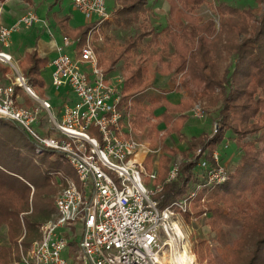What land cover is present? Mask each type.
<instances>
[{"label":"built area","instance_id":"2783aa9c","mask_svg":"<svg viewBox=\"0 0 264 264\" xmlns=\"http://www.w3.org/2000/svg\"><path fill=\"white\" fill-rule=\"evenodd\" d=\"M71 3L92 26L74 58L61 52L49 63L52 86L65 89L72 98L63 103L59 117L51 113L48 100H41L50 116L46 130L39 126V109L19 104L16 86L33 98L38 96L17 72L13 57L0 50V63L13 66L17 73L14 79L6 75L8 82H0V118L16 124L37 153L50 149L67 158L79 183L65 177L64 187L54 198L53 214L40 223L39 238L16 264H167L164 246L180 237L175 213L187 210L197 190L159 208L153 197L161 192L163 183L145 163L160 149L151 150L141 140L130 111L132 98L124 99L125 76L104 71L91 43L99 25L112 13L107 11L106 0ZM38 23V16L28 12L11 26L0 25V44L7 47L10 36L21 26ZM42 24L53 36L46 23ZM62 41L64 47L76 43L66 35ZM191 114L202 118L203 106L194 105ZM49 129L52 131L46 134ZM94 131L101 142L89 133ZM212 158L218 162L216 151ZM201 166L206 167L205 184L197 189L228 179L222 167L210 168L205 162ZM178 173L177 165L172 166L165 182L175 180ZM77 231L79 243L74 240Z\"/></svg>","mask_w":264,"mask_h":264},{"label":"trees","instance_id":"16d2710c","mask_svg":"<svg viewBox=\"0 0 264 264\" xmlns=\"http://www.w3.org/2000/svg\"><path fill=\"white\" fill-rule=\"evenodd\" d=\"M126 1L130 5L121 14L147 11V0ZM165 1L169 4L168 24L156 31L149 28L148 18L144 17L140 23L141 30L126 38L122 47L121 56L127 57V61L138 57L134 66L127 64L129 76L123 85L124 99L132 98L130 111L136 125L147 126L150 123L147 116L156 118L163 123V131L174 132L179 135V139L186 140L187 150L200 144L208 149V154L224 139L226 132L231 131L236 136L241 155L239 164L224 183L201 189L195 186L205 184L204 173L200 175L197 171V160H188L179 169L177 180L165 182L166 174L159 176L163 188L153 198L162 209L196 189L193 203L199 206L202 198L210 200L208 210L214 229L220 230L223 225L233 223L241 226V234L228 253L230 264H264V164L259 160V151L253 141L244 140L247 135L255 138L259 131L264 140V0H255L257 6L242 9L225 2L212 5L214 15L218 17V28L214 19L204 20L197 13L199 7L208 0ZM91 26L85 24L73 34L77 39V51L85 42ZM146 36H150V39L143 43ZM231 36L242 38L233 45L232 66L218 75L213 69L214 59L220 58ZM151 48H160L159 54L155 55L158 60L168 54L169 60L162 68L171 75L177 89L185 92V97L175 103L162 94L152 97L148 105L143 106L138 102L133 104V98L146 88L147 70L141 60L145 56L149 58ZM116 61L115 56L111 59L105 56L101 58L106 72L112 70ZM47 63V58L40 56L34 49L25 52L18 60L22 76L32 87L37 84L43 87L40 71ZM8 72V67L0 63V81L5 79ZM190 86L200 88L199 96L208 100L212 120L220 126L219 132L212 138L206 139L203 133L187 136L183 132L185 124L192 120L186 114L195 98ZM18 90L20 87L16 86V94ZM162 159L163 164L168 162L167 157ZM19 184L24 190L20 191ZM7 191L17 198L14 204L10 201L4 204L2 196ZM30 193L29 184L23 181L19 183L17 178L13 180L0 169V215L7 213L5 218H13L18 223V213L33 214L35 221L31 229L32 238L35 239L39 238L38 223L51 217L54 203L47 196L37 195L35 188L30 209ZM14 231L10 233L11 238L19 235L17 229ZM26 235L27 232L23 239Z\"/></svg>","mask_w":264,"mask_h":264},{"label":"rangeland","instance_id":"374dc122","mask_svg":"<svg viewBox=\"0 0 264 264\" xmlns=\"http://www.w3.org/2000/svg\"><path fill=\"white\" fill-rule=\"evenodd\" d=\"M27 1L28 0H25V2ZM41 1L43 3H48L44 4L43 10L40 12L35 11V14L38 16L41 23L33 24L29 27L21 26L17 32L12 33L10 36L9 40H11V46L5 48L2 44H0V50L4 49L8 51H15L19 54L22 53L24 49L35 45L34 40H36V36L40 37L42 40H49L47 32L42 30V28H44L42 26V22H46L48 24L50 31L53 33V38L56 39L57 43L62 47L63 44L60 28L56 25L57 20L52 18L54 13L56 15H70L68 26H64V30L77 43V39L73 34H75L77 29L85 25L86 20L84 15L73 10V8L69 5V0ZM119 1L120 6L117 7L113 6L114 0H106L107 11H116L113 12L109 20H106L99 25L98 30L91 38V43L97 53L100 65L104 71V62H101V58L105 56L107 59H111L112 56H115L117 57V61L112 66V70L119 72L123 74L125 78H128V65L134 66L138 57L134 56L127 61V57L121 56L125 39L141 30L140 23L144 17L149 19L152 18V21L154 22L162 19V16L159 14L150 15L148 9L145 13L131 12L121 14L122 11H124V8L130 5V2L126 0ZM161 1L164 2V7L168 8L169 4L165 0H160V2ZM220 2H225L226 4L239 9L257 6L255 0H208L205 4L199 7L197 13L204 20L210 18L214 19L216 28H218V17L214 15L212 5L215 6ZM262 7H264V5H262ZM26 11L27 8L23 11V13ZM19 16L20 15H16L14 18L15 22L21 17ZM124 20H128V22H125ZM148 22L151 26V20H148ZM155 28L159 31L162 27L158 26ZM241 38L242 36L239 38L231 36L230 41L226 44V49H223L220 58L214 59L213 69L218 75L222 74L225 69L232 66L234 62V52L232 51V48L233 45L237 44ZM149 39L150 36L144 37L143 43H146ZM76 43L70 47H63V52L71 58H74L78 52L76 50ZM171 51L172 50L170 49L169 52ZM224 51H230V53H226ZM159 52L160 48H151L148 52L149 58L148 56H145V58L141 60L147 70L145 79L146 86L150 85L151 82L154 81V78L168 75L166 70L162 68L163 64H166V61L169 60L168 54L162 56L161 59L158 60L155 58V55L159 54ZM12 63L17 72L22 74L15 57H13ZM5 66L9 69L7 75H10L11 79H14L17 73L15 72L13 66L8 64ZM110 73L114 72L110 71ZM41 78L43 80V87L38 84L32 87L33 91L38 96L37 99L31 97L22 87L18 90L17 95L19 104L39 109V126L42 127L41 129L46 130L49 128L50 122L48 119L50 116L42 107L41 100H48L52 106L51 113L59 117L62 104L68 97V93L65 89L56 90L52 86L51 79L48 74H44L43 76L41 75ZM8 80L9 79L5 77V79L0 82L6 83ZM190 88L193 93H195V98L191 108L186 111V114L192 120L185 124L183 132L187 136H198L203 133L206 135V139L212 138L219 132L220 126L217 122L212 120L213 115L209 113L207 104L208 100L199 96L200 88L193 86H190ZM168 91L169 90L165 88V85H155V89H149L146 91L145 96L143 97V103H146L149 97L161 95L165 92L167 93ZM178 92L182 98L185 97L183 89L178 90ZM196 104H201L204 108V116L202 118H195L191 114V110ZM211 109L212 108H210V110ZM149 120L150 123L147 126H136V129L140 133L139 136L141 140H145L151 150L160 149L157 154L151 153L145 163V165L150 169L153 168L157 175L158 173L161 175H167L172 166L177 165L178 169H180L184 162H187L188 160H197V171H199L200 175L204 173L203 175L206 177V170L204 169L206 167L203 168L201 166V163L205 162L207 167L210 168L222 167L229 177V174L233 173L236 166L239 164L241 150L236 144V136L231 131H227L224 139L215 149L212 150L211 153L208 154V149H204V147L200 144L195 145L191 148V150H187L186 140L179 139V135L174 132L168 133L163 131V125L161 123L158 124V122H160L159 120H157V122H154L152 119ZM51 131L52 130L49 129L46 134H50ZM89 133H92L93 136L101 142L98 133L95 131ZM256 138L259 140L256 141ZM244 140L253 141L254 146L259 151V160L264 164V140L261 135V131L257 133L255 138L254 136L247 135ZM169 149L173 151L170 152ZM215 151L218 155V162L212 158V153ZM163 157L168 158V162L166 164H163ZM156 160H159V166L158 163H154ZM0 169L5 171L10 178L13 177V180L17 178L19 179V183H22L23 181L24 183L30 185L31 193L28 197L30 209L32 208V195L35 188H37V195L41 194L43 196H47L48 199L50 198L54 203L55 196L58 194L60 189L64 187L65 177L70 178L79 184L74 168L69 163L67 158L50 149H45L43 152L37 153L35 151L34 144L16 124L1 118ZM177 178L175 180H177ZM143 182L145 185H148L147 179H144ZM197 186L198 184L195 187ZM18 188L20 191L24 190L21 184L18 185ZM196 189H193L190 192L195 191ZM2 197L4 198V204H8V201H10L11 204H14L17 200V198L13 197L12 193L9 191L4 192ZM193 199L188 203L187 210L185 212L175 213L174 220L179 226L180 237L169 241V243L164 246L165 261L167 264H178V259L182 256L184 257V252L187 250L188 253L193 255V264H230L228 253L230 248L234 245V241L237 240L241 234L242 229L240 224L233 223L229 226L223 225L220 230L214 229L211 224L212 217L208 210V203H210V200H207V198L204 197L200 200L199 206H195ZM197 211L202 212L197 214ZM5 214L0 215V264H16L20 261L21 256L28 251L32 242L37 239L32 238L33 234L31 229L35 221V216L30 213H18L17 223V221L13 220V218H5ZM42 222L43 221L39 222L38 226ZM15 229L18 230L19 235L15 238H11L10 233H14ZM26 232L27 235L25 239H23ZM74 240L76 243L80 242V234L78 231L77 237Z\"/></svg>","mask_w":264,"mask_h":264},{"label":"crops","instance_id":"0c3cea01","mask_svg":"<svg viewBox=\"0 0 264 264\" xmlns=\"http://www.w3.org/2000/svg\"><path fill=\"white\" fill-rule=\"evenodd\" d=\"M119 2H120L119 0H114L113 6L119 7L120 6ZM44 4H48V3H43L41 0H28L27 2H25V0H5L3 2H0V25L11 26L15 22L14 18L16 17V15L22 16L28 12H32V13H35V11L40 12L41 10H43ZM69 5L73 8V10L79 12L78 10H76L74 8L73 4H71V0H69ZM145 7L148 9L150 15L159 14L160 16H162V19L154 21V22L152 21V18L151 19L148 18V20H151V26L149 25V28L156 30L155 27L161 26L163 28L164 26H166L168 24V22H169V16H168L169 5H168V8H166V7H164V2H162V1L160 2V0H147V4ZM26 8H27V11L25 13H23V11H25ZM115 11L112 10L111 13L113 14V12H115ZM79 13H81V12H79ZM52 18L57 20L56 25L59 26V28H60V34L62 36H64V35L69 36L65 32L64 26L65 27L68 26V23L70 20V15L69 14H58V15H56L54 13L52 15ZM85 24H87V22H85ZM46 25L48 26L47 23H46ZM42 26L44 27V28H42V30L47 32V34H48L47 37L49 38V40H42L40 37L36 36V40H34L35 45L24 49V51L22 53H19V54H17L15 51H8V50H4V49H2V50L9 53L12 57H15L17 59V62L19 59L22 58V56L25 52L30 51L32 49L36 50L40 56L45 57L48 60V63L46 64V66L41 69L40 74L42 76L44 74H48V76L50 77L51 68H50L49 63L55 56H57L59 53L63 52L64 45H62V47H61L57 43L56 39H54L53 36L50 35V33L48 32L46 27L44 25H42ZM48 28L50 29L49 26H48ZM62 44H63V41H62ZM9 46H11V40H9L8 45L5 48H8ZM111 72L119 73V72H116L113 70H111ZM126 79H127V77H126ZM153 80L154 81H152L150 85L146 86V88L143 92H141L140 94H138L137 96H135L133 98V104L138 102L139 104H141L143 106L148 105L149 100L152 97H149L148 101L146 103H143V97L145 96L146 91H148L149 89H155V85H158V84L165 85V88H167L169 90L167 93L166 92L163 93V95H165L170 101L175 103L182 98L179 95L176 83H174L171 80V76L169 74L166 76H161V77L159 76V78H154ZM153 97H155V96H153ZM71 98H72V96L70 94H68V97L64 100V102H66L67 100H69ZM147 119L148 120L152 119L154 122H157V120H158V119L150 117V116H147ZM134 123H135V127H136L137 125H136L135 119H134ZM160 123L163 125L162 122H158V124H160ZM156 127H157V125H156ZM163 128H164V125H163ZM159 160H156L154 163L157 164L159 162ZM158 166H159V163H158ZM150 170L155 171L153 168H151ZM159 176H161L160 173H158V179H159Z\"/></svg>","mask_w":264,"mask_h":264},{"label":"bare ground","instance_id":"6f19581e","mask_svg":"<svg viewBox=\"0 0 264 264\" xmlns=\"http://www.w3.org/2000/svg\"><path fill=\"white\" fill-rule=\"evenodd\" d=\"M179 232H180V229H179ZM193 261H194L193 255L188 253L187 250H185L184 257L182 256L178 259V264H193Z\"/></svg>","mask_w":264,"mask_h":264}]
</instances>
